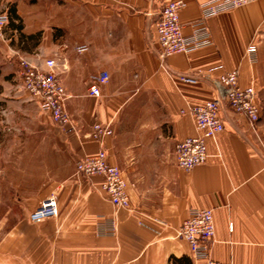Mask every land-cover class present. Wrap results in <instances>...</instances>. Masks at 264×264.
<instances>
[{
    "label": "crops",
    "instance_id": "crops-1",
    "mask_svg": "<svg viewBox=\"0 0 264 264\" xmlns=\"http://www.w3.org/2000/svg\"><path fill=\"white\" fill-rule=\"evenodd\" d=\"M170 1L36 0L13 9L20 25L0 40V264H206L178 234L193 209L213 210L214 261L264 264V0L209 18L211 46L162 61L156 24ZM182 1L188 36L203 0ZM51 58L77 133L65 134L22 86V59L45 68ZM232 70L241 87L254 85L260 120L251 125L222 101L225 131L207 140V161L180 169L176 144L196 135L189 107L218 98L217 79ZM102 72L109 81L92 97ZM96 123L113 132L102 145L91 138ZM102 148L123 174L130 209L112 206L102 177L77 173ZM51 194L58 216L33 223ZM101 216L116 218L114 235L99 234Z\"/></svg>",
    "mask_w": 264,
    "mask_h": 264
},
{
    "label": "built area",
    "instance_id": "built-area-1",
    "mask_svg": "<svg viewBox=\"0 0 264 264\" xmlns=\"http://www.w3.org/2000/svg\"><path fill=\"white\" fill-rule=\"evenodd\" d=\"M249 2L250 0H203L201 19L191 25L192 33L188 36L183 33V26L180 22V11L186 4L182 0L166 3L162 7L160 19L156 24L157 42L161 51L160 59L163 61L175 55L189 54L211 46L213 44L212 34L207 20L247 5ZM6 22L7 19L0 16V39L3 38V27ZM64 47L66 51L70 49L69 45H64ZM76 50L84 52L88 49L83 46L77 47ZM256 51V47L252 45L248 49V54L252 56ZM20 66L22 86L33 100L39 102L41 110L47 113L65 134L77 133V128L66 109L69 96L56 72V59L46 60L45 68L25 59L21 60ZM214 70L210 69L208 72L211 73ZM109 78L107 72L92 77L90 96L100 97L101 87L108 83ZM239 78L238 70L224 72L216 82L219 97L204 104L189 107L196 135L176 144L175 154L180 169L191 171L207 161V140L215 139L217 135L225 131L221 117L222 101H225L236 114L246 117L251 125H255L260 120L261 110L256 89L254 85L241 87ZM179 80L193 85L198 83V79L187 75L179 76ZM112 134L110 126L96 123L93 126L91 138L102 145L104 139ZM76 170L77 173L86 177H102L103 191L112 206L117 210L130 209L127 183L121 170L108 163L107 153L103 148L97 154L79 160L76 163ZM57 216V197L51 195L32 213L30 220L33 223H40ZM100 218L104 227H99V234L114 235L117 230L116 218L104 216ZM215 233L213 210L193 209L180 227L178 234L189 244L194 259L205 261L206 264H224L211 258L210 243Z\"/></svg>",
    "mask_w": 264,
    "mask_h": 264
},
{
    "label": "rangeland",
    "instance_id": "rangeland-1",
    "mask_svg": "<svg viewBox=\"0 0 264 264\" xmlns=\"http://www.w3.org/2000/svg\"><path fill=\"white\" fill-rule=\"evenodd\" d=\"M31 2H36V0H0V16H3V17H5L7 19L6 25L3 27V38H1L0 40H5V34H4L5 33V28L7 26L9 27L10 23H16L17 22L18 25H20V21L16 17H14V18L12 17V16H14L13 9L15 8V6L21 5V6L24 7V5H26L28 3H31ZM51 195H55V194H51ZM50 196H48V197H50ZM99 222H100V224H101V222L103 224L102 220L99 221ZM100 226L104 227L103 225H100Z\"/></svg>",
    "mask_w": 264,
    "mask_h": 264
}]
</instances>
